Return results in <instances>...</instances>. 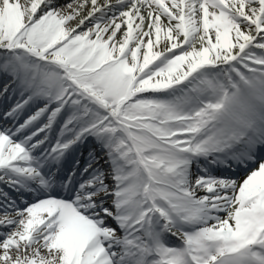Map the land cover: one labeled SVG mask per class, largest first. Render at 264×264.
I'll list each match as a JSON object with an SVG mask.
<instances>
[{
    "label": "snow or ice",
    "instance_id": "6c2138e0",
    "mask_svg": "<svg viewBox=\"0 0 264 264\" xmlns=\"http://www.w3.org/2000/svg\"><path fill=\"white\" fill-rule=\"evenodd\" d=\"M0 75V264H264V0H0Z\"/></svg>",
    "mask_w": 264,
    "mask_h": 264
},
{
    "label": "bare ground",
    "instance_id": "6f19581e",
    "mask_svg": "<svg viewBox=\"0 0 264 264\" xmlns=\"http://www.w3.org/2000/svg\"><path fill=\"white\" fill-rule=\"evenodd\" d=\"M67 1L66 0H61V3H66ZM173 241L175 242V238H173Z\"/></svg>",
    "mask_w": 264,
    "mask_h": 264
},
{
    "label": "rangeland",
    "instance_id": "374dc122",
    "mask_svg": "<svg viewBox=\"0 0 264 264\" xmlns=\"http://www.w3.org/2000/svg\"><path fill=\"white\" fill-rule=\"evenodd\" d=\"M68 2V1H67Z\"/></svg>",
    "mask_w": 264,
    "mask_h": 264
}]
</instances>
